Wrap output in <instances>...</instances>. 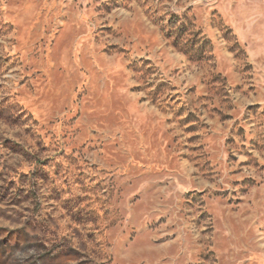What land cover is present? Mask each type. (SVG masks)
<instances>
[{"label": "rangeland", "instance_id": "obj_1", "mask_svg": "<svg viewBox=\"0 0 264 264\" xmlns=\"http://www.w3.org/2000/svg\"><path fill=\"white\" fill-rule=\"evenodd\" d=\"M0 264H264V0H0Z\"/></svg>", "mask_w": 264, "mask_h": 264}]
</instances>
